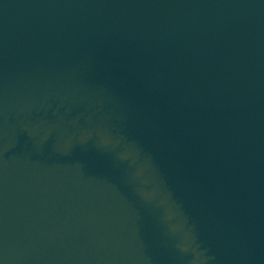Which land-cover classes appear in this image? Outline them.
I'll use <instances>...</instances> for the list:
<instances>
[{
    "label": "water",
    "instance_id": "obj_1",
    "mask_svg": "<svg viewBox=\"0 0 264 264\" xmlns=\"http://www.w3.org/2000/svg\"><path fill=\"white\" fill-rule=\"evenodd\" d=\"M0 264H264V0H0Z\"/></svg>",
    "mask_w": 264,
    "mask_h": 264
}]
</instances>
